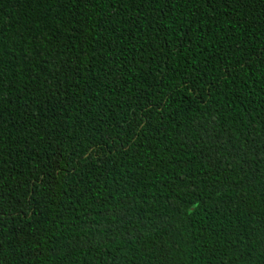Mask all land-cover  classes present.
Returning <instances> with one entry per match:
<instances>
[{
	"label": "trees",
	"instance_id": "1",
	"mask_svg": "<svg viewBox=\"0 0 264 264\" xmlns=\"http://www.w3.org/2000/svg\"><path fill=\"white\" fill-rule=\"evenodd\" d=\"M0 264H264V0H0Z\"/></svg>",
	"mask_w": 264,
	"mask_h": 264
}]
</instances>
